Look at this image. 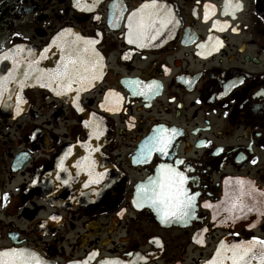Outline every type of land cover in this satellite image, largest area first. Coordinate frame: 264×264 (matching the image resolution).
<instances>
[{
  "label": "flooded vegetation",
  "instance_id": "obj_1",
  "mask_svg": "<svg viewBox=\"0 0 264 264\" xmlns=\"http://www.w3.org/2000/svg\"><path fill=\"white\" fill-rule=\"evenodd\" d=\"M151 2L0 0V252L203 264L227 238L264 241V0H156L169 22L130 37ZM70 34L57 61L84 64L69 87L41 54ZM31 51L43 75L26 68ZM161 129L166 154L152 149ZM161 165L194 195L183 220L144 196Z\"/></svg>",
  "mask_w": 264,
  "mask_h": 264
},
{
  "label": "snow or ice",
  "instance_id": "obj_2",
  "mask_svg": "<svg viewBox=\"0 0 264 264\" xmlns=\"http://www.w3.org/2000/svg\"><path fill=\"white\" fill-rule=\"evenodd\" d=\"M205 15L207 18V12ZM157 18H159L161 27L169 22L168 17L164 14L161 6L156 3V0L143 4L136 13L129 17L130 37L135 35L137 40H140L148 36L155 29ZM133 21H135L134 24ZM134 42L136 41L129 39V43ZM141 46L143 45L141 44ZM78 63L83 65L84 61L73 59L69 55L63 67L57 69L53 76L57 80L67 82L70 87L73 75L79 71L77 68ZM87 70V68L84 69V71ZM166 131L161 129L151 138L152 149L159 151L161 154H166L171 142V137L163 134ZM172 131L175 132V130ZM160 167L163 172V179L155 182L150 181V183H153V187L150 192L145 191L144 196L156 206L157 211L163 213L162 219H165V222H167L166 218L168 217L183 220L191 214L194 208V195H188L186 190L183 189L186 178L182 173L177 172L171 165H161ZM240 194H244L243 189H241ZM242 205L243 201L239 199V196L232 203L234 209H238ZM206 206L211 207V205ZM254 244L260 246L259 253L253 251ZM227 253H231V255H226ZM257 254L260 258V264H264V241L236 244L231 247L222 244L220 249L217 250L216 258L210 264H224L225 260H230L231 264H249V258L255 257ZM0 264H40V262L34 255L26 254V250L10 249L0 252Z\"/></svg>",
  "mask_w": 264,
  "mask_h": 264
},
{
  "label": "water",
  "instance_id": "obj_3",
  "mask_svg": "<svg viewBox=\"0 0 264 264\" xmlns=\"http://www.w3.org/2000/svg\"><path fill=\"white\" fill-rule=\"evenodd\" d=\"M78 41L79 40L77 39V37L75 35H73V34H70V35H67V36L62 35V36H59L58 38H56V40L54 41V44L51 46V48H49V49L46 50V54H44V53L41 54V58L43 59V61H45V59L47 61H49L48 63L43 64V67L49 69V73H54L57 69H61L63 67V65L60 64V60L57 61V59H60L61 58V55L60 54H57V52L60 53L63 50L64 51H68V52L69 51H74L76 49V46L78 45ZM85 45L86 44L84 42L83 46H85ZM16 50H14L13 53L17 57V59H19L18 61L21 62L22 59L15 54V51ZM10 53H12V51ZM28 53H30V54L27 55L28 65L26 66V68H30L31 67L30 72L33 69H36V73H40V75H43L45 73L43 71V67H40L37 64V60L38 59H36V60L33 59V57L35 56L34 55V52L31 51V52H28ZM49 53H51L52 55H49ZM91 57H92V54H91ZM12 58H13V55L10 57V63L11 64L8 65V67H10V69H11L10 71H12V72H9V75L10 76L12 75V78H13L14 77L13 75L16 72L12 70V68H13ZM36 58H38V57H36ZM32 60H35V61H33L30 64V62ZM0 65H2L1 62H0ZM18 65H19L20 74H21L24 65L22 63H18ZM1 67L3 68L4 66L2 65ZM38 68H40V70H38ZM77 68L79 69L78 66H77ZM85 68H87V66H84L83 67V69H85ZM1 74L3 75V72H1ZM76 74L77 73H75L73 75V77H76L75 76ZM3 79H7V78L6 77H3ZM14 79H16V78H14ZM20 82H24V81L20 80ZM248 242H255V241H246V240H242V239H238V238H227V239L223 240L220 243L218 249H220V246L222 244L223 245H226L228 247H231L232 245H236V244H247ZM259 249H260V246L258 244H254L253 251L259 253ZM217 250H216L215 254L212 256V258L210 260L204 262L203 264H210V262L213 261L216 258ZM226 255H231V253H227ZM224 264H231V261L230 260H225L224 261ZM249 264H260L259 255L257 254L255 257H250L249 258Z\"/></svg>",
  "mask_w": 264,
  "mask_h": 264
}]
</instances>
